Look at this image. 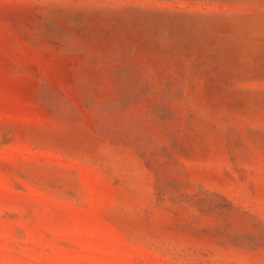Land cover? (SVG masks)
Listing matches in <instances>:
<instances>
[{"label": "rangeland", "instance_id": "rangeland-1", "mask_svg": "<svg viewBox=\"0 0 264 264\" xmlns=\"http://www.w3.org/2000/svg\"><path fill=\"white\" fill-rule=\"evenodd\" d=\"M0 264H264V0H0Z\"/></svg>", "mask_w": 264, "mask_h": 264}, {"label": "bare ground", "instance_id": "bare-ground-1", "mask_svg": "<svg viewBox=\"0 0 264 264\" xmlns=\"http://www.w3.org/2000/svg\"><path fill=\"white\" fill-rule=\"evenodd\" d=\"M202 26L203 25L201 24L199 27H202ZM162 27H163L164 30L167 29L170 32L172 37H174V38H183V39L187 40L189 43H191L193 45H203L204 43H206V42L211 40V36L210 35H208V36L206 35V33H207V28L206 27H204L203 31L200 33L199 30L201 28H198V26H195V29L193 30V29H191L192 28V24L189 23V22L185 23V22H182L181 20H176V23L173 24L171 21L167 20L166 22H163V26Z\"/></svg>", "mask_w": 264, "mask_h": 264}, {"label": "water", "instance_id": "water-1", "mask_svg": "<svg viewBox=\"0 0 264 264\" xmlns=\"http://www.w3.org/2000/svg\"><path fill=\"white\" fill-rule=\"evenodd\" d=\"M176 20H181L182 22H189V23H191L192 24V28L191 29H195V26H198V25H195V23H193L194 21H191L190 22V20H188V19H183V18H181V19H173V21H171L173 24H175L176 23ZM194 24V25H193ZM185 25V24H184ZM191 26V25H190ZM199 28V27H198Z\"/></svg>", "mask_w": 264, "mask_h": 264}, {"label": "crops", "instance_id": "crops-1", "mask_svg": "<svg viewBox=\"0 0 264 264\" xmlns=\"http://www.w3.org/2000/svg\"><path fill=\"white\" fill-rule=\"evenodd\" d=\"M207 27H208V24H207Z\"/></svg>", "mask_w": 264, "mask_h": 264}]
</instances>
